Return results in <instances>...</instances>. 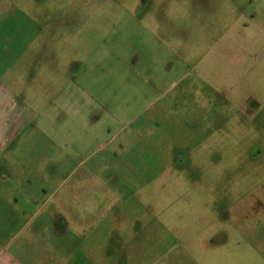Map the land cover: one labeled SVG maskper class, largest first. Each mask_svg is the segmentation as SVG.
<instances>
[{"label":"rangeland","instance_id":"obj_1","mask_svg":"<svg viewBox=\"0 0 264 264\" xmlns=\"http://www.w3.org/2000/svg\"><path fill=\"white\" fill-rule=\"evenodd\" d=\"M1 33L0 82L100 116L61 151L107 199L94 264H264V0H0ZM158 103L159 149L127 150Z\"/></svg>","mask_w":264,"mask_h":264},{"label":"crops","instance_id":"obj_2","mask_svg":"<svg viewBox=\"0 0 264 264\" xmlns=\"http://www.w3.org/2000/svg\"><path fill=\"white\" fill-rule=\"evenodd\" d=\"M9 39L13 41L12 36L0 34V40ZM1 50L5 58L9 51L17 57L13 63L24 56L7 45ZM20 86L19 81L0 82V264H94V246L102 248L103 257L109 245L111 226L104 220L107 199L104 203V193L93 191V178L62 176L70 159L62 161L61 151L62 144L74 141L70 119H80L86 126L90 122L94 128L100 116H88L86 105L78 109V102L70 97L26 100L12 90ZM160 108L159 103L153 106L147 118L140 114L128 118L126 130L135 140L127 150L141 151L137 147L142 144L159 149L155 120L163 112ZM142 121L144 129L138 127ZM32 136L41 144L28 143ZM52 140L57 149L49 146ZM165 142L166 150L172 151V144ZM67 180L70 184L58 195Z\"/></svg>","mask_w":264,"mask_h":264}]
</instances>
